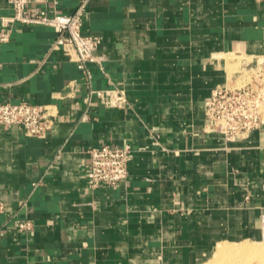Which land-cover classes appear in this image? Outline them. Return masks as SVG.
Masks as SVG:
<instances>
[{
    "label": "crops",
    "instance_id": "crops-1",
    "mask_svg": "<svg viewBox=\"0 0 264 264\" xmlns=\"http://www.w3.org/2000/svg\"><path fill=\"white\" fill-rule=\"evenodd\" d=\"M11 12L0 0V21ZM81 33L101 38L91 86L125 106L85 100L52 27L16 23L0 43V103L58 110L42 137L0 125V264H205L219 243L264 241V123L226 140L204 114L234 64L264 57V0H90ZM102 144L131 145L128 176L90 189Z\"/></svg>",
    "mask_w": 264,
    "mask_h": 264
},
{
    "label": "built area",
    "instance_id": "built-area-1",
    "mask_svg": "<svg viewBox=\"0 0 264 264\" xmlns=\"http://www.w3.org/2000/svg\"><path fill=\"white\" fill-rule=\"evenodd\" d=\"M11 14L1 18L0 43L10 39L13 24H40L52 27L56 38L50 50H62L82 72L86 87L85 100L96 98L105 107H123L127 98L117 87L94 89L91 86L90 62H99L94 50L101 38L81 33L82 18L90 0H79L70 14L56 11L59 0H6ZM262 62L255 66L239 69L223 84L216 85L204 102L207 128L222 134L226 140L244 137L264 123V70ZM237 75V76H236ZM58 110L53 104H36L26 100L0 103V125L21 126L29 136H45L54 126ZM130 144L111 146L102 144L88 149L86 184L90 189L100 185H115L128 176L131 160ZM25 206L26 203L23 202ZM32 222L24 219L18 222L20 232L32 229Z\"/></svg>",
    "mask_w": 264,
    "mask_h": 264
},
{
    "label": "bare ground",
    "instance_id": "bare-ground-1",
    "mask_svg": "<svg viewBox=\"0 0 264 264\" xmlns=\"http://www.w3.org/2000/svg\"><path fill=\"white\" fill-rule=\"evenodd\" d=\"M232 76L233 74L228 76L229 81L232 80ZM241 243H219L211 262L205 264H250L253 259L257 264H264V243H249L248 241ZM235 244L241 245L235 246Z\"/></svg>",
    "mask_w": 264,
    "mask_h": 264
},
{
    "label": "rangeland",
    "instance_id": "rangeland-1",
    "mask_svg": "<svg viewBox=\"0 0 264 264\" xmlns=\"http://www.w3.org/2000/svg\"><path fill=\"white\" fill-rule=\"evenodd\" d=\"M232 57V56H231ZM232 59H234V58H232ZM259 62H262L261 63V65H259L260 67H262V69L264 70V59L263 58H259ZM237 65H238V63H237ZM236 64H234V70H238V69H241L242 67H245V66H240V67H238ZM247 66H255V65H247ZM237 76V75H236ZM241 243V242H240ZM249 243H258V242H249ZM260 243H264V241H261ZM241 244H243V243H241ZM241 244H235V246H238V245H241ZM229 245H234V244H229ZM212 259V258H211ZM208 262H211V260H209ZM256 263V261L253 259V262H252V260H251V262H250V264H255ZM257 264V263H256Z\"/></svg>",
    "mask_w": 264,
    "mask_h": 264
}]
</instances>
